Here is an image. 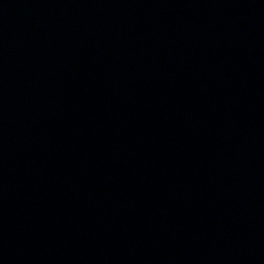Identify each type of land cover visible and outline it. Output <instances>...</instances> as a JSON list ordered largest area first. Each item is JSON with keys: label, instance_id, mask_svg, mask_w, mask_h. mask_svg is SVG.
Instances as JSON below:
<instances>
[{"label": "water", "instance_id": "water-1", "mask_svg": "<svg viewBox=\"0 0 264 264\" xmlns=\"http://www.w3.org/2000/svg\"><path fill=\"white\" fill-rule=\"evenodd\" d=\"M0 264H264V0H0Z\"/></svg>", "mask_w": 264, "mask_h": 264}]
</instances>
